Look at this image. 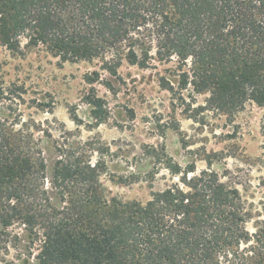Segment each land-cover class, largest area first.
<instances>
[{
    "label": "trees",
    "instance_id": "1",
    "mask_svg": "<svg viewBox=\"0 0 264 264\" xmlns=\"http://www.w3.org/2000/svg\"><path fill=\"white\" fill-rule=\"evenodd\" d=\"M0 44L98 59L112 75L176 59L208 109L264 105V0H0ZM25 138L0 132V264H264V219L251 230L240 192L211 167L168 165L181 183L125 200L98 163L49 166Z\"/></svg>",
    "mask_w": 264,
    "mask_h": 264
},
{
    "label": "rangeland",
    "instance_id": "2",
    "mask_svg": "<svg viewBox=\"0 0 264 264\" xmlns=\"http://www.w3.org/2000/svg\"><path fill=\"white\" fill-rule=\"evenodd\" d=\"M175 60L124 61L112 75L98 59L62 62L0 44V132L22 129L49 166L61 155L98 163L105 187L125 200L181 183L168 165L211 167L238 189L254 231L264 219V105L208 109V92L182 88Z\"/></svg>",
    "mask_w": 264,
    "mask_h": 264
}]
</instances>
